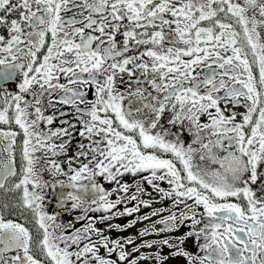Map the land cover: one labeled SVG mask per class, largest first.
<instances>
[{
	"label": "snow or ice",
	"instance_id": "snow-or-ice-1",
	"mask_svg": "<svg viewBox=\"0 0 264 264\" xmlns=\"http://www.w3.org/2000/svg\"><path fill=\"white\" fill-rule=\"evenodd\" d=\"M220 13L240 32L233 23L222 22ZM13 14L16 18L10 19ZM205 21L212 26H202ZM258 27L264 28V0H0V28L7 30V36L0 35V53L4 54L0 55V87L14 81L18 73L22 77L17 82L18 93H0V124L14 123L24 133L22 178L6 188L5 182L17 174V133L0 132V190L22 189L20 203L14 207L30 210L42 230V238L34 239L23 224L0 215V264H116L101 256L100 249L111 256L123 246L110 242L91 224L72 237H55L63 247L54 242V233L48 230L46 221H55V216L43 211L44 196L37 190L47 182L36 173L33 154L41 148L53 156L63 153L66 141H49L71 137L69 128L90 141L81 143L77 153V158L85 157L88 163L74 169L69 159V171L74 174L68 176L67 185H61L87 194L88 187L78 182L89 179L92 192L102 202L91 211L102 208L108 212L121 203L119 198L109 202L110 193L96 184L94 176L120 184L118 177L124 173L150 172L151 177H145L149 184L167 179L172 185L171 192L161 190L163 196L174 193L184 198L177 199L176 204L191 200L203 209L197 219L193 205H186L192 215L182 214L181 222L191 220L195 229L203 221V227L187 236L203 238L199 248L204 255L192 256L164 240L163 244L177 248L174 255L184 256L188 264H264V106L258 107L264 96V42ZM241 32L251 49V63L246 54L242 55L244 49L236 47ZM165 41L171 45L166 49ZM202 43L211 49L201 47ZM149 44L151 48L140 49ZM42 49L46 52L41 60L38 53ZM219 49L230 50L232 55L225 56ZM129 52L134 54L126 55ZM253 63L259 68L258 81ZM57 73L63 74L69 84L94 86L96 99L90 108L76 107L81 114L80 129L62 121L69 128L38 132L40 122L51 125L55 118L44 115L45 93L49 107L86 103L87 94L59 83ZM118 74L120 84L128 85L123 92L117 87ZM56 90L63 95L53 100ZM222 91L223 95H217ZM26 93L32 96V102L25 98ZM240 97L251 102L242 123L234 122L235 117L226 116L219 107L221 100L239 104ZM257 110L259 115L253 123L252 115ZM167 112L171 113L168 122L174 126L185 119L190 122V143L167 139L170 130L161 123ZM204 113L210 122L200 124ZM168 155L171 159L163 158ZM93 162L94 168H90ZM46 163H50L48 171L53 175H67L56 161ZM257 184L254 189L252 185ZM119 191L126 193L128 186L121 185ZM67 198L73 201V209L86 203L84 196L72 192ZM229 198L240 202H229ZM91 203H98L97 196ZM133 211L137 209H127L126 213L131 215ZM176 219L173 214L168 221L174 226ZM168 221H159L165 225L162 231L171 230ZM92 232L100 236L98 241L91 240ZM86 239L89 243L80 247ZM72 245H77L78 251L70 252ZM127 255L121 251L118 261H125ZM130 264L137 262L132 260Z\"/></svg>",
	"mask_w": 264,
	"mask_h": 264
},
{
	"label": "flooded vegetation",
	"instance_id": "flooded-vegetation-1",
	"mask_svg": "<svg viewBox=\"0 0 264 264\" xmlns=\"http://www.w3.org/2000/svg\"><path fill=\"white\" fill-rule=\"evenodd\" d=\"M234 2H241V0H234ZM79 11V9H77ZM68 15H71L69 13ZM16 18V14H13L10 19ZM172 19L170 16L166 17ZM219 19L222 20L224 23H233V21L226 19L223 13L219 14ZM259 19V17L257 16ZM79 26V25H78ZM202 26L204 27H211L212 24L205 21L202 22ZM173 28L175 25L172 26ZM233 27L236 31L240 32V29L237 25L233 23ZM151 31V29H149ZM168 29L165 26V32L167 33ZM219 31V30H217ZM257 31L262 33V41L264 42V28L258 27ZM0 35L7 36V30L0 28ZM174 35V33H173ZM117 39H122V37L118 36ZM194 39V34H193ZM240 43L236 45V47H242L244 49L242 55L246 54L247 59L250 63L253 61V57L251 54V49L246 46V42L243 39V34L241 32L240 37H238ZM171 45L165 41L163 47L166 49ZM177 47H183L182 44L176 45ZM201 47H209L210 45L201 44ZM23 47V46H22ZM145 47L151 48L152 45L140 46V49L143 50ZM159 50V49H157ZM221 53L225 56L232 55L231 51L224 52L223 49H219ZM259 51V50H258ZM46 52V49H42L41 53H38V56L42 60L43 54ZM134 53L129 52L126 55H133ZM135 54H139L138 52ZM0 55H4L0 53ZM145 59H147L145 57ZM187 59V58H185ZM22 63H26V61H21ZM150 63V61H149ZM131 67V66H129ZM253 74L256 77L257 81L259 79V68L256 64H252ZM199 71V69H198ZM59 75V83L66 85L69 88H78L79 90L85 92L87 95L85 96L86 103H79L77 102L76 106L64 105V104H54L53 106H48V96L45 93L43 98V106L45 109L44 115L50 116L54 115V120L51 125H48L46 121H42L39 124V127L36 129L38 132L47 133L49 129H59V128H69L67 123H62V121H69L72 124L76 125V129H80V120L79 116L80 113H77L76 107L79 108H90L91 102L95 101L96 99V89L94 86L88 85H73L69 84L68 79L60 73ZM87 76V74H84ZM22 77L17 74L14 81H10L5 84L3 87H0V93L11 92L13 94L18 93L17 82L20 81ZM98 79L102 80L103 77L100 76ZM227 79V78H225ZM125 80H127V76L125 74ZM54 83L57 81H53ZM144 86V85H141ZM38 87V86H37ZM117 87L120 91H124L128 85L120 84L119 82V74L117 76ZM133 88L136 85H132ZM237 87H240L237 85ZM150 90V89H149ZM25 98L32 102L33 98L30 94H24ZM63 95L61 90H56L53 93L52 99L56 100L60 96ZM217 95H223V91L218 93ZM127 102L125 101V104ZM250 101H246L243 97L239 98V104H233L230 101L221 100L219 103V107L221 108L222 112L226 116H234V122H243V117L247 114L248 108L247 105H250ZM264 106V96L261 97V104L258 107ZM30 112L34 110L29 108ZM209 111L215 112V109H210ZM63 112L65 115H60ZM101 115H103L101 113ZM259 112L258 110L253 113L252 120L253 123L258 118ZM171 116L170 112H167L162 117L161 123L165 129L170 130V135L167 139L171 141L180 140L182 143L187 145L191 142L192 136L189 132L190 122L185 119L182 123L178 122L175 126L168 122V118ZM31 118H34L31 117ZM30 118V119H31ZM83 119H88L87 116H84ZM210 122V117L207 113H204L200 116L199 123L205 124ZM231 126V125H229ZM6 131H14L17 133L15 138V158H16V175L9 177V179L5 182V187L10 188L15 183H18L19 180L22 178L21 172V154H22V147H23V140H24V133L23 131L14 123L11 125L7 124H0V132ZM69 131L72 133L71 137H61L57 139L55 137L52 138L49 143L55 142L59 144L61 140L67 142L66 150L63 153L53 156L50 152L46 149L41 148L39 151L33 154V158L36 160L35 163V171L39 175L41 181L47 182L46 185L42 186L41 189L37 191L42 192L44 199L42 201L43 211L47 215L55 216V221H46L48 224L49 232L54 233V242L59 244L60 247H63V243L59 239H55L60 235L64 237H72L77 234V232L83 233L84 229L91 224L94 228L98 229L100 233L107 237L110 242H119L123 247L117 248L116 252L109 256L106 249H100V255L104 258L111 259L116 264H120L121 262L118 261L119 253L124 251L125 253L130 252L133 248L137 249L143 248L147 251L146 254L150 255L149 263H154L153 256L154 252L158 250L160 252V257H166V264H188V260L184 256H177L174 253L177 251V248L170 247L169 245H165L162 242L164 240H168L170 245H179V248L183 251L187 252L192 256H203L204 253L200 250L199 245L203 243V238L201 237L197 240L196 236H187V233L190 231H196L199 228L203 227V221L201 224L196 225L195 229L192 228L191 220H183L181 222V215H192V212L186 207V205H193V201L185 200L183 203L176 204L175 201L177 199L183 200L184 198H178L173 193L171 196L165 197L163 196L164 192H171L172 185L165 180H154L153 184L156 187H153V184H149L145 177H151L150 172H142L137 173L136 175H132L131 173H124L121 177H118L120 180V184H117L115 181L109 182L105 179L104 176H94L92 179L96 182L99 187L105 189L106 193H110L107 196L109 202H115L117 198L121 200V203L116 205L115 208L105 212L102 208L99 211H91L93 208H97L99 203H102L98 200V194L93 193L91 190V181L87 178L81 179L78 184L85 185L88 187L87 194L83 193L81 190L77 192L76 189H72L63 185H67L69 183L68 176L73 175V172L69 171V159H71V167L74 169H78L83 163H88V160L85 157L77 158V153L79 150V145L83 143L87 145L90 143L87 139H84L79 136V132L77 130H73L69 128ZM194 131V129H193ZM245 131L250 134V127L246 126ZM214 138V137H213ZM94 139H98V137H94ZM103 147V145H102ZM87 149L85 148V151ZM59 152V149H56ZM38 158V159H36ZM163 158L171 159V156H165ZM56 161L63 172L67 173V175H53L51 172L48 171L50 167V163H46V161ZM94 163L90 164V168H94ZM179 167V165H178ZM54 171V170H53ZM98 171V170H97ZM162 174V173H158ZM186 183V182H185ZM121 185H127L128 191L125 193L123 191H119ZM139 185V190L138 186ZM254 189L258 188L257 185H252ZM113 189H117V191H113ZM29 190L31 191V185H29ZM72 192L76 195L84 196L86 203H82V207H77L75 209L72 208L73 201L67 198V193ZM22 195V189L13 191V192H5L4 190H0V215H3L5 219H11L15 222L23 224L25 227L29 229L32 233L34 239L42 238V230L38 229V225L35 222V218L30 210H22L19 207H14L20 203V197ZM93 196H97V204H92L91 199ZM132 196H136V199H131ZM63 199V203L61 200ZM229 202L239 203L240 201L236 200L235 198H229ZM8 205L7 208L4 205ZM148 205L147 207L145 206ZM87 208L88 211L85 212L83 209ZM136 208L137 211H133L131 215L126 213L127 209ZM195 212L197 213L196 218L200 219V213L203 212V209L200 207H196L193 205ZM23 211V215L21 212ZM156 215H153V213ZM175 214L177 217L175 224L173 226L172 221H168V218ZM102 216H109L110 218L106 221H102L100 218ZM81 217H84L81 219ZM147 217V218H146ZM159 221H168L169 226L171 227L170 231H162L165 228L163 223ZM141 233H144L141 235ZM92 241H98L100 236L96 232H92L91 234ZM183 239V243L180 244V240ZM131 243H128V241ZM83 243H89L86 239L81 242L80 247L83 246ZM135 245H132L134 244ZM149 245H151L149 247ZM143 249H141V253H143ZM70 252L78 251L77 245H72L69 248ZM144 252V253H145ZM14 253H7V256L13 255ZM37 255H39L37 250ZM156 256V255H155ZM158 258V257H157ZM45 264L47 262L45 261Z\"/></svg>",
	"mask_w": 264,
	"mask_h": 264
},
{
	"label": "rangeland",
	"instance_id": "rangeland-1",
	"mask_svg": "<svg viewBox=\"0 0 264 264\" xmlns=\"http://www.w3.org/2000/svg\"><path fill=\"white\" fill-rule=\"evenodd\" d=\"M132 245H135V243ZM141 249H143V248H139V247L137 249L133 248L130 252H127L128 255H127L126 260L120 264H130V261H132V260H136L137 264H150L149 261L152 258H150V255L146 254L145 251H147V250H145V249H143V251L145 253L144 252L141 253V251H140ZM159 254H160V252L158 250H156L154 252V255L153 254L151 255L154 257L153 258L154 263H152V264H166L167 263L166 259L164 257H160ZM141 257H143V259H141Z\"/></svg>",
	"mask_w": 264,
	"mask_h": 264
},
{
	"label": "trees",
	"instance_id": "trees-1",
	"mask_svg": "<svg viewBox=\"0 0 264 264\" xmlns=\"http://www.w3.org/2000/svg\"><path fill=\"white\" fill-rule=\"evenodd\" d=\"M122 263V262H121Z\"/></svg>",
	"mask_w": 264,
	"mask_h": 264
}]
</instances>
